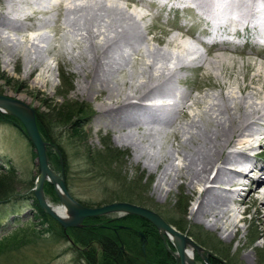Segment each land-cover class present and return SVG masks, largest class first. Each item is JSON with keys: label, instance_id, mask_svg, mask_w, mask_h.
Listing matches in <instances>:
<instances>
[{"label": "rangeland", "instance_id": "374dc122", "mask_svg": "<svg viewBox=\"0 0 264 264\" xmlns=\"http://www.w3.org/2000/svg\"><path fill=\"white\" fill-rule=\"evenodd\" d=\"M55 1L39 0L32 5H25V2L18 3L15 6L17 11L15 10L14 13L11 12L12 15L9 17L11 21L13 20V23L8 24L9 21H7V24L0 26V72L8 76L14 83V85H9L0 81V92L3 95L6 94L12 98H18L20 102L28 104L37 112L38 110H43L44 104L48 103L51 99L57 103L61 101L59 96L56 98V90L60 84L58 74L64 72V76H69L72 82L66 99L73 101L84 100L92 108L94 113L91 115L90 122L83 128L86 136L81 142L72 136L70 137V134L62 128L52 130L54 141L60 145L65 154L64 159L61 154V161L63 164L64 180L67 187L69 186L68 192L70 195L78 199L80 203L101 205L106 198H109L115 192L114 190L118 187V183L113 182L109 178L110 170L107 166H100L101 161L99 162L97 156H95V150H100L103 147V140L109 141L111 145L116 146L123 153V156H118V160L115 161L118 169L121 170L122 176L127 174L132 179L137 178V175L140 174L141 185H147L148 183L146 197L148 203L143 207L151 209L158 215L160 214L163 220L166 218L169 219L172 213L175 214L173 206H175L177 196L182 193L186 200H188L184 220L189 224L193 223L199 226L200 229L207 231L223 247L228 246L229 255L232 258L231 262L233 264H264L262 262L264 259L263 212L259 214L255 213L257 203L253 206V199L251 197L246 198V202H243L242 205L239 203V206L236 203L235 205L234 203L230 205L232 207H229L231 211L228 222L231 223L235 220L240 231L233 237L227 238V236H224L226 235L225 232L219 233V231L214 229L211 230L207 226L208 224L195 221L189 215L191 208L195 206V193L193 190H187L182 186L177 188L163 186V192H153V186H155L160 174L152 170L150 167L151 164L146 160V157H150V154L155 158L167 150H171L172 145L177 143L176 138L173 136V132L177 126L180 123L183 124L187 116L194 120L200 117L203 118V110H207L208 107L206 108V106L211 104L219 93L223 94V92L228 91L235 98L245 97L250 102L253 98L252 102L257 106L262 101L264 102V92L259 85L261 82L257 81L255 77L258 69L264 73V68H262L264 65V30L260 29V32H258L256 28L259 27L255 26V32V29L245 31L236 26V29H239V34H236L238 40L248 39L250 45L245 44L242 49L229 46H226L224 50L223 48L218 49V47L208 48V45L200 40L207 29L212 34L224 33L225 31L234 34L235 32L230 23L225 25L224 30L222 28V30L217 29L215 27L216 24H213L214 22H210V24L209 22L206 23V18L201 15L202 12L195 7L193 2L190 3L188 0H96L100 4H103V2H105V5L110 4L109 6L111 7H116L117 5L123 12H127V14L132 12L131 14H135L136 22L141 25L139 32L142 33L143 39L140 40L137 51H130L132 49L124 50V55L127 54L125 55L127 57L126 66L124 65L123 70L113 77L115 79L114 83H118L117 88L118 86L120 88V90L118 88V95H121L123 92H129L131 90L129 88L137 86L143 81V78H139L138 75L142 70L147 68V64L152 62V57L148 53L151 50L160 51L161 54H167L166 57L169 58L162 62V64H155V68L162 70V65H164V68L174 70L175 74L171 82L174 87V97L169 98L168 102H176L177 106L179 105L178 107H181L185 115H187L185 117L179 113L181 116L183 115L181 117L177 114L179 118L175 121L177 123L174 124L173 128L166 125L165 127H157L158 131L155 134L151 133L153 137L149 138L146 136V138H141L137 135L134 136V143L136 142V144L130 147L128 145L118 146L113 140L116 135H119V130L116 126L105 120L104 116L101 117L102 120L100 118L101 113L98 110V104L101 92L95 93L91 91L85 93L82 90H76V86L79 83L80 85L84 83V79L81 77L82 72L78 68V64L81 63V58H78V55L84 50V47L81 37L75 34L70 27L61 24L64 21V17H62L61 13L58 15L60 11L58 6L55 5ZM91 1L62 0V3L64 2L63 6L64 4H69V7H74L75 4L94 5L99 3L95 0ZM224 1L229 2V0ZM1 6L2 3H0V8ZM34 8L40 11L39 13H35L36 15L32 12ZM40 8L42 9L40 10ZM49 9L51 12L48 11ZM256 9L262 10L261 13L264 17V0L257 1L254 12ZM14 14L15 16L18 15L15 17ZM12 17L18 20L16 21ZM52 20L56 22V25ZM244 31H248V33L244 34ZM216 53L222 57L223 61H221L222 67H217V70H214L207 66L206 61L211 62L214 60ZM243 76H246L244 77L245 79H243ZM15 85H18V87ZM228 92L225 95L229 94ZM256 93L257 95H255ZM262 119L260 120L262 123L259 122L260 124L254 128V140L252 139V144H254L255 148L247 151L250 158L261 149V146L264 147V117ZM151 140L155 142H151ZM147 143L149 144L147 145ZM140 144H144L141 145L144 147L143 150L139 147ZM150 148L153 149L150 151ZM29 149L30 145H28L27 139L17 134L15 129L10 125L0 124V161L7 162L11 160L20 169L21 177L26 179L31 178V176L35 177V172L37 171L36 163L29 155ZM90 150L91 152H89ZM140 159L141 161H139ZM262 160H264V156L257 163H261ZM178 162V160L175 161L176 164ZM53 170L55 173H58L55 167H53ZM249 175L251 176L250 179L249 176L248 178L243 177L240 179V185L237 186L239 193L237 192L238 194L234 195V197L238 201L246 197V192L251 188L250 182L255 178V174L252 172ZM27 203L25 199H21L0 204V236L5 231L8 232L12 227V217L15 216L22 220L25 215L27 216L31 213V209ZM111 216L120 217L118 215ZM255 230L258 233L252 238L250 235ZM227 234H229V231ZM166 244L169 247L168 242ZM64 246L66 245L51 244L39 248L36 247V250L27 253L26 261L31 264L32 261L36 260V256H38L39 258H43V260H48V264H85L86 261L75 256L77 252H71L69 249H65ZM55 249L62 253L51 261L47 258V254L49 255V252ZM202 249L205 250L204 248ZM196 255L194 254V257ZM193 259L196 264H205L201 262L200 258L199 260Z\"/></svg>", "mask_w": 264, "mask_h": 264}, {"label": "bare ground", "instance_id": "6f19581e", "mask_svg": "<svg viewBox=\"0 0 264 264\" xmlns=\"http://www.w3.org/2000/svg\"><path fill=\"white\" fill-rule=\"evenodd\" d=\"M38 1L0 0V3H2L0 8V26L7 24V21H9L8 24L13 23V20L11 21L9 17L12 15L11 12L17 11L15 9L16 4L25 2V5H32ZM188 1L190 3L193 2L195 7L202 12L201 15L207 20L206 23L214 22L213 24H216L215 27L219 30H224L225 25L228 23L232 24L235 34H239V29H236V26L245 31L254 30L258 26L259 28H256L258 32H260L261 28L264 30L262 10L256 9L254 12L255 4H257L258 0H229L228 3L224 0ZM63 3L62 0L55 1V5L58 6L60 11L58 15L61 13L62 17H64V21L61 24L70 27L75 34H78L84 47V50L78 55V58H81L78 68L82 72L81 77H83L84 83L82 85L79 83L76 86V90H82L85 93L91 91L95 93L101 92L98 104V110L101 113L100 118L104 116L105 120L119 130V135H116L113 140L116 145H128L130 147L136 144V142L134 143V136L138 135L141 138H146V136L149 138L153 137L152 134L158 131L157 127H165L166 125L173 128L174 124L177 123L175 121L179 118L177 114L181 113L185 117L187 116L184 110L181 107L179 108V105L177 106L176 102H168L169 98L174 97V87L171 82L175 74L174 70H168L164 68V65H162V70L155 68V64H162L169 58L166 57L167 54H161L160 51L151 50L148 53L152 57V62L147 64V68L138 75L139 78H143V81L139 85L129 88L131 89L129 92H123L118 95L119 86L117 88L118 83H114L115 79L113 77L123 70L127 61L125 56L127 54L124 55V50L132 49L130 51H137L140 40L143 39L142 33L139 32L141 25L136 22L135 14H131L132 12L127 14L117 5L116 7H111L109 6L110 4L105 5V2L103 4H100V2L93 3L94 5L75 4L74 7H69V4H64L63 6ZM32 12L35 14L40 11L34 8ZM15 17L12 18L17 21L18 19H15ZM37 18L39 17L37 16ZM52 22L54 21L52 20ZM246 33L248 31L244 34ZM214 57V60L211 62L206 61V64L209 68L217 70V67H222L221 61L223 59L218 53ZM262 68H264V65ZM244 77L246 76H243V79H245ZM255 77L257 81L261 82L259 85L264 92V73L258 69ZM225 93H219L214 101L206 106L208 108L207 110L204 109L205 111L203 110V118L200 117L194 120L187 116L186 121L177 126L173 132L177 143L172 145L171 150H167L155 158L150 154V157H146V160L151 164V169L160 174L155 186H153V192H163V186L167 188L182 186L187 190H193L195 193V206L191 208L189 215L195 221L208 224L207 226L211 230L214 229L219 231V233L225 232L226 235L224 236L231 238L240 231L235 220L233 222L230 221L231 223L228 222L231 211L229 207H232L230 206L232 203L234 205L236 203L239 206V204L242 205L243 202H246L251 197L253 199L252 205L254 206L257 203L255 213L263 212L264 218V160L259 164L257 163L264 156V147L261 146V149L251 158L247 153V151L255 148L254 144H252L253 133L255 126L262 123L260 120H263L262 118L264 117V102L262 101L257 106L252 102L253 98L250 102L245 97L235 98L229 92L226 95ZM141 145L144 144L139 145L143 150L144 147ZM152 149L150 148L149 150L151 151ZM177 160L179 161L178 164L175 163ZM252 172L255 174V178L252 179L253 181H249L251 188L246 192V197L238 201L234 197V195L239 193L236 186L240 185V179L243 177L248 178L249 176L250 179L251 176L249 174ZM249 182L247 183L249 184ZM226 230L229 231V234H227L228 231L226 232ZM185 253L188 259L193 260L194 253L190 247H185Z\"/></svg>", "mask_w": 264, "mask_h": 264}, {"label": "trees", "instance_id": "16d2710c", "mask_svg": "<svg viewBox=\"0 0 264 264\" xmlns=\"http://www.w3.org/2000/svg\"><path fill=\"white\" fill-rule=\"evenodd\" d=\"M58 80H60V84L56 90V98L59 96L61 101L57 103L51 99L44 104L43 110L35 112V123L38 132L42 135L43 141L51 144L46 149L47 163L50 167H55V170H59V156L54 148L58 150L59 154H62L63 159L65 154L60 145L54 141L52 130L62 128L70 134V137L72 136L81 142L86 136L83 128L90 122L91 115L94 113L84 100L66 99L72 84L69 76H64V72H60ZM0 81L14 85L12 80L1 72ZM15 86L18 87V85ZM0 94L2 93L0 92ZM0 124L10 125L17 134L27 139L22 130V124L11 115L0 113ZM28 145L30 144L28 143ZM32 149L33 147L30 145L29 155L32 160H35L36 155H34ZM95 152L97 160L102 163V165L100 163V166H107L110 170L109 178L118 183L115 192H111L113 195L111 194L109 198H106L101 205L106 202L120 200V202L128 201L146 206L148 203L146 199L148 183L147 185H141L140 174L137 175V178L132 179L127 174L122 176L121 170L116 165L115 161L118 160V156H123V153L106 140H103V147L100 150H95ZM89 155L91 154L89 153ZM34 178V176L29 179L21 177L20 169L11 160L7 162L0 161V204L25 199L31 209V213L25 215L22 220L15 216L12 217V227L0 236V264H29L26 261L27 253L36 250V247L51 244L66 245L64 246L65 249L77 252L75 256L86 261L85 264H175L173 255L171 256L165 251V246L162 244L161 237L157 234L153 224L143 220L140 216L127 214L122 217H112L106 214V216L93 218L86 217L81 223V228H61L55 220L49 218L37 206L36 198L31 193ZM43 187V193L50 203H58L54 187L45 182ZM67 189L69 190V186ZM185 200L186 198L180 193L175 200V206H173L175 214L172 213L169 219L164 220L174 225L177 231L186 232L191 236V239L204 248V251L209 254L207 260L210 264H233L228 246L223 247L207 231L184 220L185 208L188 203V200ZM80 204L89 207L99 205ZM152 204L154 203L152 202ZM139 231L143 234L144 239H141L138 235ZM257 233V230H255L250 236L254 238ZM142 241L145 245L143 253L140 245ZM169 247L173 248L170 244ZM61 253L57 249L52 250L49 255L47 254V258L52 261ZM194 258L199 260L197 255ZM35 259L31 264L49 263L48 260H43L38 256ZM262 262H264V259Z\"/></svg>", "mask_w": 264, "mask_h": 264}, {"label": "water", "instance_id": "95a60500", "mask_svg": "<svg viewBox=\"0 0 264 264\" xmlns=\"http://www.w3.org/2000/svg\"><path fill=\"white\" fill-rule=\"evenodd\" d=\"M0 113L5 115L9 114L22 124V130L27 137V142L32 145L33 153L36 155L34 161L37 166V171L35 172L31 193L36 198L37 206L49 218L55 220L58 226L63 229L65 227L81 228V223L86 217L93 218L96 216H106V214L121 217L127 214H132L137 217L140 216L143 220L153 224L157 234L161 237L160 239L165 246V251L171 256L173 255L175 264H196L194 259H188L185 253V247H190L192 252L199 256L202 263L210 264L207 261L209 254L197 242L193 241L186 232L177 231L173 225L166 223L160 214L158 215L149 208L147 209L140 204H133L128 201L120 202V200L110 203L106 202V204L95 205L94 207L80 204L67 191V185L64 182L62 156L56 148L54 150L59 156L58 164L60 165L58 173H55L53 168L48 165L46 149L51 144L43 141L42 135L39 134L37 124L35 123L36 113L31 106L20 102L18 98L0 94ZM44 182L54 187V193L58 198V203L51 204L44 195ZM138 235H140L141 239H144L140 231ZM166 242L172 244L173 249H170ZM140 245L143 253L145 250L143 241Z\"/></svg>", "mask_w": 264, "mask_h": 264}]
</instances>
